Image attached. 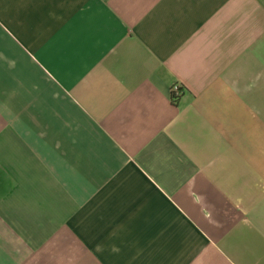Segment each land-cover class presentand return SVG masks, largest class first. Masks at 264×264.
<instances>
[{
    "label": "crops",
    "instance_id": "1",
    "mask_svg": "<svg viewBox=\"0 0 264 264\" xmlns=\"http://www.w3.org/2000/svg\"><path fill=\"white\" fill-rule=\"evenodd\" d=\"M0 264H264V0H0Z\"/></svg>",
    "mask_w": 264,
    "mask_h": 264
},
{
    "label": "built area",
    "instance_id": "2",
    "mask_svg": "<svg viewBox=\"0 0 264 264\" xmlns=\"http://www.w3.org/2000/svg\"><path fill=\"white\" fill-rule=\"evenodd\" d=\"M181 93L182 91L180 85L175 84L174 86H172L170 90V100L172 101V103H176L179 100Z\"/></svg>",
    "mask_w": 264,
    "mask_h": 264
}]
</instances>
